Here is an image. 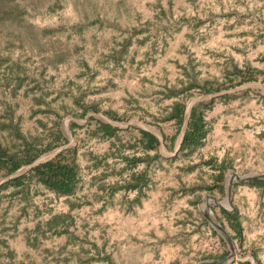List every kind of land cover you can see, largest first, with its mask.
Returning <instances> with one entry per match:
<instances>
[{"label":"rangeland","instance_id":"obj_1","mask_svg":"<svg viewBox=\"0 0 264 264\" xmlns=\"http://www.w3.org/2000/svg\"><path fill=\"white\" fill-rule=\"evenodd\" d=\"M246 67L264 71V0H0V148L29 143L39 163L76 147L81 173L71 194L33 180L14 193L3 183L32 166L0 169V264H264V190L233 179L226 197L233 173H264V74L226 81ZM178 100L180 132L167 119ZM196 103L207 134L179 150ZM98 121L119 130L103 136ZM139 129L156 149L143 151ZM155 151L133 169L121 158ZM132 172L148 179L139 193L124 186ZM220 208L238 210L241 241Z\"/></svg>","mask_w":264,"mask_h":264},{"label":"trees","instance_id":"obj_2","mask_svg":"<svg viewBox=\"0 0 264 264\" xmlns=\"http://www.w3.org/2000/svg\"><path fill=\"white\" fill-rule=\"evenodd\" d=\"M11 1V0H10ZM10 11V9H9ZM8 11V12H9ZM20 9L16 7H12L10 13L15 16L20 14ZM2 14H5L3 12ZM256 72L261 73V70L256 68L246 67L242 68H234L233 69V76L232 78L226 79L231 85L232 80L235 77H239V84L252 81L256 78ZM223 86V85H222ZM178 93H172L171 95H175ZM185 116V104L183 101H174L170 107L169 115L167 119H174L178 125V129H180L184 122ZM73 126H77L76 123H72ZM119 130V127L114 126L108 122L98 121L97 132L103 136L111 137L115 136L116 132ZM207 126L205 124L202 110L198 107L197 103L194 104L189 113L188 120L186 122V127L184 133L182 135V140L180 144L179 150H189L193 151L198 146L203 143V139L207 134ZM140 137L138 139L139 145H141L144 152L149 149H156L159 144V139L153 133L139 129ZM174 138V137H171ZM56 143L62 141H66L67 139L58 132V136L56 137ZM55 143V144H56ZM55 146L46 148L45 150H50ZM23 153L20 154H9L3 148H0V169L4 170L6 174H11L19 169L23 165L33 163L43 152L44 150H39L36 147L32 146L29 143H26L24 146ZM159 157V153L155 151L153 155H149V153H144L143 156H136V155H123L121 158L126 161V164L130 169H133L139 162L143 161L149 163L150 159H156ZM223 171L224 167H220L218 173L215 176L214 181L217 185L215 187H222V180H223ZM35 181V183L42 184L48 190L54 192L56 195H65L71 194L75 191L79 181L81 180V173H80V165L77 162V149L76 147H65L58 151L55 155L50 157L47 160L39 162L32 167H30L26 172L19 174L17 176L9 178L5 181L2 187L12 186L13 192L17 193L22 191L23 188L29 186L30 181ZM147 177L144 172L130 174V178L125 183V188L129 190H137V192H141L143 187L147 184ZM114 185L118 183L114 182ZM249 184L255 185L260 187L264 190V180L258 181H250ZM220 212L225 218L228 226L233 231V238L237 239L238 242L242 239V225L239 219V213L237 209L232 211L226 210L224 208H220ZM68 218V214H58L54 215L52 219L54 220V224L49 227L50 230L56 228L58 229L60 226L59 222L63 223V220ZM63 218V219H62ZM220 220L219 217H217ZM56 231L58 233H65L67 229L64 225ZM108 259V257H106ZM256 264H262L259 259L254 257ZM245 264H250L249 261H245Z\"/></svg>","mask_w":264,"mask_h":264},{"label":"water","instance_id":"obj_3","mask_svg":"<svg viewBox=\"0 0 264 264\" xmlns=\"http://www.w3.org/2000/svg\"><path fill=\"white\" fill-rule=\"evenodd\" d=\"M189 111L187 112V117L189 116ZM184 130H185V126L183 128L181 137H182V135L184 133ZM57 152H58V150L55 151L54 154H56ZM37 163L38 162L34 161L30 165L33 166V165H35ZM233 179H235L236 182H238V183L264 180V173H255V174H248V175H243V176H240L237 173H233L226 181V197H227L228 201H230V198H231V195H232ZM206 208L208 210V213H206L207 219L218 230H220L222 233H224V237H225V239L227 240V242H228V244L230 246V250H231V252H233L234 251V247H233L231 236L225 231L224 227L219 223V221L217 220L216 216L210 211L209 207L206 206ZM225 261H226V257L223 258V259H205V260H202V261H200L198 263H195V264H224Z\"/></svg>","mask_w":264,"mask_h":264},{"label":"crops","instance_id":"obj_4","mask_svg":"<svg viewBox=\"0 0 264 264\" xmlns=\"http://www.w3.org/2000/svg\"><path fill=\"white\" fill-rule=\"evenodd\" d=\"M263 74H264V71H261ZM152 133V132H151ZM155 135V134H154ZM220 163H221V165L222 164H225V162H223V160L222 161H220ZM222 167H223V165H222Z\"/></svg>","mask_w":264,"mask_h":264}]
</instances>
